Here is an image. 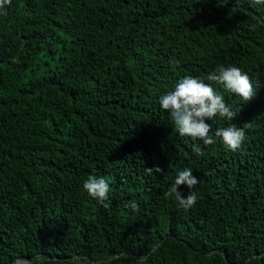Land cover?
Segmentation results:
<instances>
[{"label":"trees","instance_id":"trees-1","mask_svg":"<svg viewBox=\"0 0 264 264\" xmlns=\"http://www.w3.org/2000/svg\"><path fill=\"white\" fill-rule=\"evenodd\" d=\"M5 11L0 264L120 253L121 264L144 255L148 264H244L264 254V3L11 0ZM218 65L239 67L256 93L245 103L205 80L238 112L206 121L210 135L245 128L236 152L219 138L204 147L181 137L159 103L180 78ZM157 165L163 173H146ZM184 168L199 180L188 209L167 195ZM90 175L106 179L109 207L83 189Z\"/></svg>","mask_w":264,"mask_h":264},{"label":"clouds","instance_id":"clouds-1","mask_svg":"<svg viewBox=\"0 0 264 264\" xmlns=\"http://www.w3.org/2000/svg\"><path fill=\"white\" fill-rule=\"evenodd\" d=\"M255 2L264 3V0H255ZM10 4L11 0H0V15L7 14L5 9ZM255 27L256 25H253V28ZM169 63L172 66L179 65V61L174 58L170 59ZM205 80L223 85L228 92L238 96L245 103L250 102L256 94L250 77L242 72L239 67L218 65L205 78L191 75L180 78L173 90L160 97V107L169 114L177 133L181 137H190L193 140L202 141L204 147L215 144V138H219L229 151L236 152L246 141L245 128L230 125L217 129L214 136L210 135L211 125L206 121L216 117L232 120L237 117L238 112L226 104L223 95L218 93L211 83H205ZM204 147L195 146V154L203 156L205 154ZM145 171L151 175L153 172L161 174L164 170L157 165L153 168H147ZM198 183L199 180L193 175L192 170L184 168L176 173L167 195L174 196L181 208H191L198 201L197 192L194 191ZM182 187L188 189L187 194L180 190ZM83 189L90 198L105 208L109 207L106 201H108L110 189L105 178L90 175L84 181ZM125 206L133 212L138 210V204L135 200L129 201ZM157 247V245L153 246V253ZM208 255H213V253L209 252ZM124 258H126L124 253L106 256L96 261L84 256H72L70 259H49L43 255H37L32 259L23 261L22 264H121ZM130 259H132V264H148L147 255ZM261 261H264V254L249 256L244 264H261ZM13 264H21V262L17 260Z\"/></svg>","mask_w":264,"mask_h":264}]
</instances>
